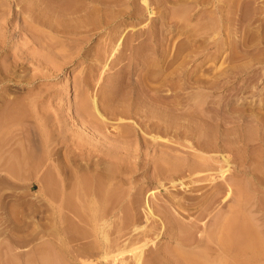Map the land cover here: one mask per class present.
I'll return each instance as SVG.
<instances>
[{
    "label": "rangeland",
    "instance_id": "obj_1",
    "mask_svg": "<svg viewBox=\"0 0 264 264\" xmlns=\"http://www.w3.org/2000/svg\"><path fill=\"white\" fill-rule=\"evenodd\" d=\"M92 95L96 130L74 111ZM126 127L122 168L104 159L122 198L99 210L101 176L63 174L62 155ZM62 178L86 183L82 204L43 199L67 195ZM136 258L264 264V0H0V264Z\"/></svg>",
    "mask_w": 264,
    "mask_h": 264
},
{
    "label": "bare ground",
    "instance_id": "obj_2",
    "mask_svg": "<svg viewBox=\"0 0 264 264\" xmlns=\"http://www.w3.org/2000/svg\"><path fill=\"white\" fill-rule=\"evenodd\" d=\"M83 103H81V105L79 106V104H76L75 106H74V111H75V113L77 114V115H79L81 118H84L85 116L88 118V129H94V130H96V129H100V124L99 123H102V121L104 122V120L106 119L105 118V115L102 113L103 111H101V109H100V106H98V103H97V99H96V96L95 95H92L90 98H87V99H85L84 101H82ZM135 102V101H134ZM144 113V112H143ZM114 114H116L117 116H118V118L121 120V118H122V116L124 115V117L125 116H127V111H126V109H122L121 111H119V112H115ZM136 114H138L139 116H141L140 115V113H136ZM145 114V113H144ZM116 115H114V116H116ZM161 115V114H160ZM129 116V115H128ZM145 117H146V114L144 115ZM144 116H142V117H144ZM163 116V115H162ZM152 117V116H151ZM124 119V118H123ZM163 120H164V118H163ZM168 120V119H167ZM167 120H166V122H167ZM106 121V120H105ZM136 123V122H135ZM168 123V122H167ZM169 124V123H168ZM167 124V125H168ZM149 128V127H148ZM151 129V128H150ZM84 131H86V128H84L83 129ZM134 130H136V129H133V128H128V127H126V128H122V130H118L117 132H116V134H114L113 135V137H111V136H106L105 138H103V139H100V140H97V142L98 143H96V144H92L90 141H85V142H83V146H85L86 147V149H85V147H83L85 150H86V154H84V156L83 157H81L83 154V150H82V147H80V145H75V146H73V147H76V148H73V150L71 151V153L70 154H68V152L67 153H63V155H62V158H63V161L61 162V164L60 165H62V168L61 167H59V169L61 168V170H63V171H65V172H63V174L64 173H69L71 170H72V166L74 165V167L75 168H73V170H76L77 171V169L79 170H81V168L83 169H85V171H86V173H88V175L87 176H90L89 178L92 180V182L95 180V181H97L98 182V177L96 178V176H101V178L100 179H103L104 180V182L107 184V181L113 176V175H110L109 173V170H110V166L109 165H111V167H114V166H112V162L114 163V161H116L115 159H109V161H110V163L108 164L107 163V161H105L104 159H106L107 157H109V158H114L115 156H116V159H117V161H116V165H119L118 164V162L119 163H121L122 162V159H124L123 158V156L120 154H118L119 152H121L122 151V149L124 148L123 146H122V143H123V139H124V137L125 136H127V135H130L131 133H133L134 132ZM151 130H154V128L152 127V129ZM87 132V131H86ZM87 133H89V135H91V131H89L88 130V132ZM159 137V136H158ZM156 138H157V136L156 137H154V136H152V139L153 140H151L150 142H148V144L149 145H151V147L153 146V147H155L156 149L157 148H159V146L161 147V142L160 141H158V140H156ZM71 140V139H70ZM167 141V140H166ZM163 143V142H162ZM77 144V143H76ZM78 144H80V143H78ZM82 144V143H81ZM85 144V145H84ZM89 145V146H88ZM163 145H165V146H163ZM162 146L166 149L167 147V145H166V143L165 144H163ZM163 148V149H164ZM168 148L169 149H171V147L170 146H168ZM75 149H78V150H75ZM162 149V148H161ZM162 149V150H163ZM164 149V150H165ZM168 149V150H169ZM163 150V152H165V155H166V153L168 152V150L166 149L165 151ZM78 151V152H77ZM57 152V151H56ZM170 152V151H169ZM54 153V152H53ZM162 153V152H161ZM94 154V156L95 155H98V159H93L94 161H92V159H91V157H93L92 155ZM168 154H171V153H168ZM51 155H52V153H51ZM55 155H56V153H55ZM164 155V154H163ZM173 155V154H172ZM57 156L59 157V154H58V152H57ZM56 156V157H57ZM167 156H169V155H167ZM166 156V157H167ZM55 157V158H56ZM57 157V158H58ZM81 157V158H80ZM160 157V156H159ZM158 157V158H159ZM164 157V156H163ZM163 157L162 158H160L161 160L163 159ZM171 157V156H170ZM49 158V157H48ZM53 157L52 156H50V159H52ZM153 158H155V157H153ZM158 158H157V156H156V161H152V164L151 165H153V167H155V171H157V170H159V168L161 167L160 166V164L162 163V162H160V159L158 160ZM168 159V158H167ZM150 160H152V159H150ZM164 160V159H163ZM105 161V162H104ZM165 161V160H164ZM164 161H163V165H165L164 164ZM167 161V160H166ZM165 161V162H166ZM50 162H51V160H50ZM123 162H124V160H123ZM122 162V163H123ZM170 162H172V161H170ZM175 163H177L176 162V160L174 161ZM121 163V164H122ZM125 163V162H124ZM136 163V162H135ZM135 163H133V164H135ZM167 163H169L168 161H167ZM175 163H172L173 164V166H169L170 168H172V170L173 171H178L177 170V168H178V166L182 169V167H181V164H179L180 162H178V166H177V168H176V166L174 165ZM121 164L119 165V166H121ZM138 164V163H137ZM186 164H187V162H186ZM49 165V164H48ZM51 165H52V162H51ZM59 165V166H60ZM107 165H108V167H109V170H108V173L106 172V170H107ZM113 165H115V164H113ZM123 165V164H122ZM182 165H184V164H182ZM54 166H56V165H53V167ZM125 166H127V165H125ZM49 167H51V166H49ZM58 167V166H57ZM56 167V169H58ZM78 167V168H77ZM165 167V166H164ZM115 168H117L116 166H115ZM119 168H122V166L121 167H119ZM126 168V167H125ZM166 168V167H165ZM184 168V167H183ZM83 169V170H84ZM69 171V172H68ZM155 171H154V173H155ZM166 171V170H165ZM168 171V170H167ZM189 171H191V170H189ZM153 172V171H152ZM90 173V174H89ZM153 173V174H154ZM158 173V172H157ZM159 173H163V171H159ZM166 173V172H165ZM164 173V174H165ZM177 173V172H176ZM70 175V174H69ZM74 175H75V172H74ZM110 175V176H109ZM166 175H167V173H166ZM65 175H63L62 177H64ZM155 176V178H157L156 177V174L155 175H153V177ZM158 176V175H157ZM66 177V176H65ZM92 177V178H91ZM75 178L77 179L78 177L77 176H75ZM121 178V177H120ZM158 178H159V176H158ZM169 178H171V177H169ZM63 180H61V183H60V181H59V183H58V180H57V183L56 184H61V186L64 188L62 191L63 192H65V195H66V193H67V191H65L66 190V188L65 187H67L68 186V182H70V180L68 181V179L69 178H67V180L65 179V178H62ZM76 179L74 180V183H72V184H74L73 186H76L77 187V185H78V187H80V188H78V189H82V187L83 188H85L84 187V184H86V183H84V184H82L83 186H79L80 185V183L79 184H77L78 182H76V184H75V181H76ZM79 179V178H78ZM81 179V178H80ZM112 179V178H111ZM111 179H110V181H111ZM122 179V178H121ZM160 179V178H159ZM171 179H173V178H171ZM171 179H170V181H171ZM51 180V179H50ZM83 180V179H82ZM81 180V181H82ZM86 180V179H85ZM91 180H89V181H91ZM103 180H101V183L99 184V187H101L102 185V187L100 188V189H102L103 187V189H102V191H99L100 189H97V190H93V191H91V193H89L90 192V189H86V192H87V195H88V193H89V195L90 196H88L89 198H87L88 200H90V201H92V202H96L97 204H96V206L98 207V209H99V207L100 206H98V202L99 203H103L104 201H106V203L108 204H110V202L109 201H112L113 203L116 201V200H114V199H112V200H110V198H113V197H110L109 199H107V197L108 196H111V193L108 195V192L111 190V192L113 191V189H111L109 186H111V184L108 186V184L106 185L105 183H102L103 182ZM80 181V180H79ZM109 181V183H111ZM180 181V180H179ZM72 182H73V180H72ZM84 181H82L81 183H83ZM96 182V183H97ZM114 182V181H113ZM158 182H160L159 180H158ZM181 182V181H180ZM46 183H47V181L45 182V184H43L42 185V187L44 186V185H46ZM64 183V184H63ZM71 183V182H70ZM90 183V182H89ZM171 183L173 184V181H171ZM175 183V182H174ZM94 184V183H93ZM71 185V184H70ZM69 185V186H70ZM89 185V184H88ZM95 185H97V184H95ZM101 185V186H100ZM175 185V184H174ZM47 186H50L49 184H47ZM51 186H53V185H51ZM61 186H59V185H57V187H60V188H62ZM72 186V187H73ZM113 186H114V184H113ZM72 187H70V189L69 190H71V188ZM87 187V186H86ZM90 187V185L88 186V188ZM40 188V187H39ZM44 188H47V187H44ZM49 188V187H48ZM47 188V190H48V192H52V190H50L49 191V189ZM60 188H59V190H60ZM68 188V187H67ZM75 188V187H74ZM113 188V187H112ZM114 188H115V190L117 189L116 188V186H114ZM53 189V188H52ZM76 189L77 188H75L74 190L75 191H73V188H72V190L71 191H73L74 192V196L73 195H69V194H71V191H70V193H67V195H69V196H65V197H62V195L60 196V194H59V197H58V199H60V197H61V199L59 200V201H57L56 199L57 198H55V197H52V198H55L54 200H56V201H54V200H51V198H48L49 196H50V194L51 195H53V193H50V194H48L49 196L47 197V195H44L43 194V199L44 200H46L47 202H49V203H57V205H59V203L62 205V203L64 204V203H66L67 201H69V198H73L72 199V201L70 202L71 204L70 205H73V203L72 202H74L73 200H74V197L76 196L75 195V193L77 192L76 191ZM77 189V190H78ZM43 190V189H42ZM82 190H84V192H85V189H82ZM82 190H81V192H82ZM115 190L113 191V192H115ZM117 190H119V189H117ZM117 190H116V194L117 195H119V192L117 193ZM45 191V190H44ZM43 191V192H44ZM79 192H80V190H78ZM120 191H122V190H120ZM40 192V191H39ZM47 192V191H46ZM56 192H58V191H56ZM62 192V193H63ZM69 192V191H68ZM85 192V193H86ZM92 192H96V193H99V192H101V193H99V194H95V193H93L92 194ZM113 192H112V194H113ZM78 193V192H77ZM76 193V194H77ZM56 194V193H55ZM55 194H54V196H55ZM64 194V193H63ZM79 194V193H78ZM78 194H77V196H78ZM116 194H113V195H115V196H117ZM124 194V193H123ZM56 195H58V194H56ZM112 195V196H113ZM73 196V197H72ZM76 196V199L78 198V200H80L79 199V197H77ZM120 196V195H119ZM121 196H122V194H121ZM57 197V196H56ZM67 197H69V198H67ZM118 197V196H117ZM172 197V196H171ZM118 198H122V197H118ZM117 198V199H118ZM131 198H133V197H131ZM135 198V197H134ZM182 198V197H181ZM180 198V199H181ZM70 199V200H71ZM75 199V200H76ZM180 199H177V198H175V196H173L172 198H171V200H172V205L173 206H181L182 204V202H181V200ZM135 199H133V201H134ZM138 200V199H137ZM167 200H168V198H167ZM171 200H169V201H171ZM185 200V199H184ZM45 201V202H46ZM108 201V202H107ZM124 201V200H123ZM126 201H127V199H126ZM125 201V202H126ZM136 201V200H135ZM168 201V202H169ZM201 201V200H200ZM47 202H46V204H47ZM76 203H77V200L75 201ZM74 202V203H75ZM79 202V201H78ZM80 202H81V204H82V201L80 200ZM79 202V203H80ZM85 202V201H84ZM83 202V203H84ZM181 202V203H180ZM56 203H55V206H56ZM79 203H77V204H79ZM86 203V202H85ZM85 203L83 204V205H81L82 207H78V209L77 210H79V208L80 209H82L83 208V206L85 205ZM105 202L103 203V204H106ZM112 203V204H113ZM124 203V202H123ZM134 203V202H133ZM137 203V202H136ZM45 204V205H46ZM51 204L49 205V207H50V209H51ZM68 204H69V202H68ZM89 204V203H88ZM115 204V203H114ZM117 204V203H116ZM131 204H132V200H131ZM170 204V203H169ZM48 205V204H47ZM53 205V204H52ZM80 205V204H79ZM90 205V204H89ZM100 205V204H99ZM122 205V204H121ZM145 206H146V208H147V212L148 213H150L151 214V211H150V207H149V205L147 204V203H145L144 204ZM60 206V205H59ZM59 206H57V207H59ZM63 206H65V205H63ZM76 206V205H75ZM75 206L73 207V208H75ZM78 206V205H77ZM106 206V205H105ZM115 206V205H114ZM114 206L113 207H110L109 206V208L108 209H110V208H113L114 209ZM54 207V206H53ZM69 207V206H68ZM72 207V206H71ZM85 207V206H84ZM86 207H87V205H86ZM108 207V206H107ZM56 208V207H55ZM63 208V207H62ZM93 208H94V205H93ZM93 208H91V210L93 209ZM96 208V207H95ZM117 208V207H116ZM173 208H175V207H173ZM57 209V208H56ZM98 209L96 210V211H98ZM104 209V208H103ZM52 210V209H51ZM75 210H76V208H75ZM76 210V211H77ZM87 210H89V209H87ZM95 210V209H94ZM100 210V209H99ZM59 210H57V212H58ZM83 211H85V210H83ZM103 211H106V209L105 210H103ZM51 212V211H50ZM80 212H81V210H80ZM93 212H95V211H93ZM60 213V212H59ZM77 213V212H76ZM79 213V212H78ZM97 213H99V211L97 212ZM82 214V213H81ZM106 212H105V216H106ZM94 215H96V213L94 214ZM93 215V216H94ZM103 215H104V213H103ZM102 215V217H105V216H103ZM100 216V215H99ZM107 217V216H106ZM97 219V217H93V219L94 220H96ZM105 219V218H104ZM108 219V218H107ZM93 220V221H94ZM103 220V219H102ZM96 222H98L97 220H96ZM103 222V221H102ZM104 223V222H103ZM107 223V222H106ZM105 223V224H106ZM101 226V225H100ZM107 227V226H106ZM99 228V227H98ZM100 229V228H99ZM104 229V228H103ZM102 229V230H103ZM103 233H104V230H103ZM104 235V234H103ZM106 235H107V232H106ZM105 236V235H104ZM102 237V236H101ZM107 237V236H106ZM114 240V239H113ZM117 240L115 239V242H116ZM115 242H112V243H114V244H116ZM104 243V242H103ZM111 243V242H110ZM106 245V244H105ZM110 245V244H109ZM112 245V244H111ZM110 245V246H111ZM101 246V245H100ZM109 246V247H110ZM105 247L106 246H104V249H105ZM107 250V249H106ZM105 250V251H106ZM104 251V250H103ZM104 254V253H103ZM107 255H108V253H107ZM106 256V255H105ZM105 256H103L104 258H105ZM106 257H108V256H106ZM135 259V258H134ZM135 263L136 264H138L139 263V258H136V261H135ZM141 263V262H140ZM131 264V263H130ZM133 264H134V261H133Z\"/></svg>",
    "mask_w": 264,
    "mask_h": 264
}]
</instances>
